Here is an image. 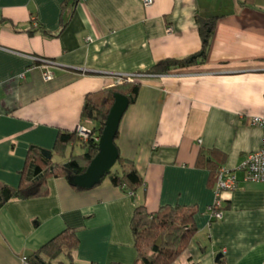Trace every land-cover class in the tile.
Masks as SVG:
<instances>
[{"label":"crops","instance_id":"crops-1","mask_svg":"<svg viewBox=\"0 0 264 264\" xmlns=\"http://www.w3.org/2000/svg\"><path fill=\"white\" fill-rule=\"evenodd\" d=\"M214 16L205 62L137 80L115 142L143 184L132 194L108 176L85 190L50 177L46 196L0 209V264H22L66 227L78 231L73 264L133 263L130 221L142 204L197 209V232L173 264H264V182L245 180L240 168L264 133L251 123L264 115V0H0V189L27 178L32 145L52 149L62 132L94 130L82 117L88 94L199 52L197 18ZM217 166L238 185L212 220Z\"/></svg>","mask_w":264,"mask_h":264},{"label":"trees","instance_id":"trees-1","mask_svg":"<svg viewBox=\"0 0 264 264\" xmlns=\"http://www.w3.org/2000/svg\"><path fill=\"white\" fill-rule=\"evenodd\" d=\"M218 18L219 16H214L208 21L197 18L203 39V46L199 52L180 59H162L146 71L138 73L160 75L177 67L205 62L215 22ZM139 88L140 83L137 80L124 78L121 84L88 94L82 117L96 123L88 139H81L77 131L72 130L60 133L52 149L32 145L28 157L29 174L20 186H4L0 189V209L11 199L25 200L46 196L49 192L48 180L50 177L64 176L69 179L72 175L85 172L98 153L99 141L96 140V137L101 135L114 102V94L116 92L123 93L128 96L131 104L135 102ZM74 145H78L83 150L80 153H75L72 150ZM204 155V152L201 151L200 157ZM56 156L65 159V161H57ZM207 161L211 162L212 160L209 158ZM221 168L222 166H217L212 169V179H217ZM107 176L113 185L132 194L144 182L135 164L120 155L116 165ZM226 206L224 205L225 208ZM196 213L197 209L194 206L179 204L163 205L154 212L149 211L143 204L136 206L130 227L137 258L133 263L114 262L112 264H173L177 257L187 249L197 232ZM78 242L77 229L66 227L41 245L38 250L25 257L28 264H67V261L68 264H73V252L78 247ZM61 256L65 258L61 259Z\"/></svg>","mask_w":264,"mask_h":264},{"label":"built area","instance_id":"built-area-1","mask_svg":"<svg viewBox=\"0 0 264 264\" xmlns=\"http://www.w3.org/2000/svg\"><path fill=\"white\" fill-rule=\"evenodd\" d=\"M81 1H85V0H81ZM142 1L145 6H149L154 3V0H142ZM34 25L35 26L38 25L35 19H34ZM167 31L169 32L172 31V27H167ZM36 60L46 65L48 63H52L51 61L44 58H38ZM46 65L42 67L46 69L44 70L45 80H49L52 77V74L47 70L48 67ZM153 76L156 75L144 74V73L120 75L118 77L117 84H121L124 81V78L130 80H140ZM251 123L253 125H257L264 128V115L253 116L251 118ZM77 132L81 139L87 140L91 133V130L85 128L84 126H79L77 128ZM99 139L100 137H96L97 141H99ZM240 168L244 173L245 180L264 182V133H263L261 146L257 150L252 151L247 155L245 162L241 165ZM237 185H238V179L235 173L232 171L225 170L224 168H221L218 173L215 184V200L209 207L212 220H220L223 218L224 209H225L223 195L226 192L234 190L237 187ZM22 264H28L26 257L22 258Z\"/></svg>","mask_w":264,"mask_h":264},{"label":"water","instance_id":"water-1","mask_svg":"<svg viewBox=\"0 0 264 264\" xmlns=\"http://www.w3.org/2000/svg\"><path fill=\"white\" fill-rule=\"evenodd\" d=\"M129 105L128 96L120 92L114 94V102L100 135L98 153L92 159L85 172L69 177L68 180L71 185L81 189H91L100 184L111 172L120 155L115 142L116 136L119 132L123 115Z\"/></svg>","mask_w":264,"mask_h":264},{"label":"rangeland","instance_id":"rangeland-1","mask_svg":"<svg viewBox=\"0 0 264 264\" xmlns=\"http://www.w3.org/2000/svg\"><path fill=\"white\" fill-rule=\"evenodd\" d=\"M88 122H90V120L88 121ZM80 148V147H79ZM81 149V148H80Z\"/></svg>","mask_w":264,"mask_h":264}]
</instances>
